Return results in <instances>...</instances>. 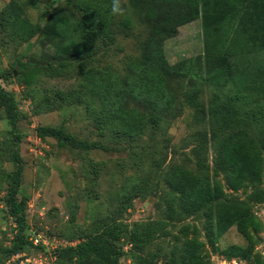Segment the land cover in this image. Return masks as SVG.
Masks as SVG:
<instances>
[{"label":"rangeland","instance_id":"374dc122","mask_svg":"<svg viewBox=\"0 0 264 264\" xmlns=\"http://www.w3.org/2000/svg\"><path fill=\"white\" fill-rule=\"evenodd\" d=\"M145 1L121 0L124 14L114 16L112 0H0V264H74L62 249L103 229L112 231L121 264H132L133 248L152 257L153 264H170L180 259L192 235L181 232L186 224L196 230L205 264H260L234 248L247 243L237 226L221 235L209 230L219 211L237 203L257 218V230L248 231L252 254L264 264V202L250 195L256 187L264 189V129L253 120L219 131L209 113L217 95L242 115L264 103V47L233 44L243 33L237 27L247 0H228L233 18L215 16L223 43L212 52L201 14L178 24L184 13L179 2L162 3L164 10L153 13ZM170 9L179 17L170 23L176 31L165 36L162 26ZM250 37L257 38L256 33ZM148 53H154L152 61L172 97L156 109L137 103L119 82L149 61ZM181 63L183 74L175 69ZM101 79L121 92L110 104L99 95ZM191 83L200 111L184 101ZM4 96L15 103L16 126ZM138 115L141 130L127 132L124 127ZM38 126L61 128L110 149L81 150L40 135ZM245 140L250 146L243 152L229 145ZM14 153L23 163L17 196L26 217L23 233L31 242L16 251L17 226L4 203L7 175L16 167ZM230 155L238 160L235 172L226 165ZM253 161L260 180L246 172ZM182 180L194 186L216 182L221 193L187 214ZM34 235L47 246L32 244Z\"/></svg>","mask_w":264,"mask_h":264},{"label":"trees","instance_id":"16d2710c","mask_svg":"<svg viewBox=\"0 0 264 264\" xmlns=\"http://www.w3.org/2000/svg\"><path fill=\"white\" fill-rule=\"evenodd\" d=\"M16 0H10V3L14 4ZM179 2V9L184 8L182 11L183 15L178 24L183 22H188L196 19L201 14L202 25L206 37V45L209 47L208 51L212 52L215 47L221 46L223 39L221 35L217 33L216 25H213V20L218 16L224 14V18H233L232 12L228 6V0H146L144 3L149 4L150 10L153 13L164 10L163 4L173 5ZM240 3V8L244 4ZM231 6V4H230ZM245 13L243 14V19L240 25L237 27L240 37H235L233 44L245 48L252 45L255 49L263 48L264 43V0H247L245 6ZM170 13L164 18L163 32L164 35H172L176 31V26H172L171 20L176 18L178 15L170 9ZM177 15V16H176ZM179 17V16H178ZM255 23L252 26L251 23ZM161 27V25H160ZM250 32L256 33L257 38H251ZM261 35V37H260ZM149 61H143V63L136 65L130 69L129 74L125 80H121L125 89V93L133 97L137 103H148L151 108L156 109L157 107H163L171 102V94L166 90V81L160 75L158 69L155 67L152 58H154V53H148ZM208 59V58H207ZM186 62V61H185ZM187 63V62H186ZM183 63L179 64L177 71L181 74L184 72ZM224 69V67H223ZM218 75L219 72H215ZM0 88V94H1ZM122 91V88H120ZM100 97L101 100L110 104L118 95L121 93L117 87L114 86L113 82H109L106 79L100 80ZM196 84L191 83L190 86L184 91V101L189 106L195 110L200 111V103L196 98ZM4 103L6 104V111L9 117V121L12 126H16L17 120L19 119L18 111L16 110L15 103L10 96H4ZM209 107V113L213 121H216V130H226L234 126H239L243 123H253V120L257 122V125L264 129V103L255 106V108H249L244 110L242 115L235 107L229 105L227 101H221L220 96L217 95L211 102ZM118 118L126 119L123 113H119ZM137 117L136 120H130L127 127H124L127 132L138 133L141 129L139 124L143 122V117ZM37 133L40 135L53 136L59 139H64L70 144L81 150L88 149H100L109 150L110 147L101 141H88L86 139H78L73 135H70L63 131L61 128L50 127V126H38L36 128ZM235 136L234 138H236ZM233 142V141H232ZM232 144L233 147H238L235 153L243 152L249 150L250 141L245 140L242 142H235ZM252 155L258 159L259 153L257 151L253 152ZM13 160L15 162V169L11 174L7 175L9 180L8 187L6 189V194L4 197V203L8 210L9 215L13 218L16 223L18 235V242L13 244V250L21 248L23 243L31 244L28 239L26 240L24 235V230L26 228V217L23 207L18 201L17 190L21 181V174L23 171V163L18 154L14 153ZM237 159H233L230 155L227 158L226 165L230 167V170L235 172L237 168ZM251 169H246V172H251V178L260 180L258 173L259 165H256L254 161L249 164ZM238 180L234 186L239 185ZM180 191L184 193V201L182 202V211L187 214H193L199 210V208L206 202L216 200L221 193V189L215 182L213 185L210 183H205L202 185H195L191 181L182 180L179 182ZM250 195L253 199L258 202H264V189L255 188L251 191ZM170 212H174L171 208ZM257 218L255 214L244 204L237 203L233 207L224 208L217 213L215 223L209 226L211 233L216 235H221L230 226H237L238 231L246 238L247 243L245 246L236 245L238 251L242 253V257L248 261H251L252 257H255L258 263H262L263 260L261 256L257 253H253L252 248V234L248 231L249 228L257 230ZM195 229H190L189 225H183L181 227V232L183 235L192 233L190 237L186 240L183 253L179 260L172 259L170 264H205L203 255L200 251L201 242L198 240ZM112 231L109 229H103L94 233L86 239L80 240L75 245L65 247L62 251L73 260L74 264H121L120 256L121 249L112 240ZM131 260L132 264H153L154 259L152 257L144 256L140 253V249L133 248L131 250Z\"/></svg>","mask_w":264,"mask_h":264},{"label":"clouds","instance_id":"9594fccd","mask_svg":"<svg viewBox=\"0 0 264 264\" xmlns=\"http://www.w3.org/2000/svg\"><path fill=\"white\" fill-rule=\"evenodd\" d=\"M124 8L122 7L121 0H112L111 3V13L115 15H123Z\"/></svg>","mask_w":264,"mask_h":264},{"label":"built area","instance_id":"2783aa9c","mask_svg":"<svg viewBox=\"0 0 264 264\" xmlns=\"http://www.w3.org/2000/svg\"><path fill=\"white\" fill-rule=\"evenodd\" d=\"M31 239H33L32 244L34 245L42 244L44 246H47V243L41 239L40 235H34V237L33 238L31 237Z\"/></svg>","mask_w":264,"mask_h":264}]
</instances>
